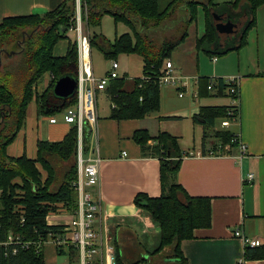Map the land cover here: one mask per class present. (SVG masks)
I'll list each match as a JSON object with an SVG mask.
<instances>
[{"label":"trees","instance_id":"obj_1","mask_svg":"<svg viewBox=\"0 0 264 264\" xmlns=\"http://www.w3.org/2000/svg\"><path fill=\"white\" fill-rule=\"evenodd\" d=\"M177 1L182 3V0H81L82 17L88 31L90 27L99 26L105 14L111 15L115 23L124 22L131 29L130 34H122L113 42L93 32L89 35L90 47L97 48L106 58H114L118 53H135L143 62L141 76L114 78L104 89L110 100L109 117L143 118L158 110V77L165 60L186 38L187 29L172 38H163L159 43L151 32L169 28L162 22L170 17L173 7H179L178 3L174 5ZM262 3L264 0H185L183 10L186 16L179 17V20L190 25L196 18L198 5H202L206 16L205 33L197 40V47L206 53L223 54L245 43V33L255 21L254 11ZM74 7V0H65L42 14L9 16L0 22V53L4 51L5 44L15 40V33L27 27L32 28L26 40L22 41L21 49L13 52L19 56L18 61L0 63V222L5 230L11 229L25 238L36 239L60 228L46 223L49 212L72 211L76 208L77 193L73 182L77 177V167L72 165L64 174L61 167L62 162L76 155V126L70 127L61 140H38L34 158L7 153L8 145L24 125L26 110L32 99H35L38 114L47 116L75 102V93L61 98L53 92L54 83L59 77L77 76L76 42L66 35L73 24ZM213 11L226 17L228 14L232 21L246 16L243 30L229 40L226 47L217 45V36L222 37V34L215 29ZM62 39H68L64 54H54L55 45ZM46 72L49 73L48 82L39 92L37 83ZM214 78L197 77L199 97L211 94L227 95L232 99L239 97L238 90L231 93V86L235 84L224 82L222 77H217L216 82H212L214 88L208 89L210 80ZM233 116H239L238 104L199 106L192 119L203 126L201 154L230 153L229 149L238 146L236 132L216 126L218 120L232 119ZM133 139L140 145L142 155L159 158L162 194L158 197H150L145 193L135 196L136 206L147 212L158 228L157 243L152 250H144L141 259L127 263H139L145 255L157 254L169 245L172 256L169 254L167 259L175 260L176 264H186L180 242L191 238L193 229L209 226L210 200L207 197H191L174 181L181 159L187 154L180 149L175 136L165 131L150 135L147 130L138 129ZM149 140L153 143L149 144ZM42 172H45V176H42ZM56 183L57 186L52 189ZM21 217L24 218L22 223ZM135 242L134 247L141 246ZM114 247L116 262L126 264L122 255L124 251L127 254L130 250L128 245ZM244 256L261 258L264 248L246 246ZM0 264H44L43 253L42 250L37 251L35 245L8 256L0 249Z\"/></svg>","mask_w":264,"mask_h":264},{"label":"crops","instance_id":"obj_2","mask_svg":"<svg viewBox=\"0 0 264 264\" xmlns=\"http://www.w3.org/2000/svg\"><path fill=\"white\" fill-rule=\"evenodd\" d=\"M63 1L65 0H0V22L9 16L42 14L56 8ZM217 1L230 2L231 0ZM262 6L264 7V3L255 11ZM200 11L203 16V32L198 34L196 18L193 21L195 24L192 22L189 25L191 32L193 31L190 44L195 50H200L197 47V40L205 33L206 16L202 5H198L197 14ZM255 11L254 19H256ZM177 13H181V10ZM245 20L239 18L234 21L238 24V29ZM261 25L264 26V21ZM261 25L259 26L255 20L245 33V43L236 49L223 54L206 53L202 50L204 54L211 57L214 67L210 72L211 76H197L215 78L234 76L236 78L239 97L236 100L231 99L229 104H238L239 116L237 122L233 119L229 125L230 123L236 125V131H231L236 132L239 141L246 145L244 156L239 158L238 146L229 149L230 153L195 154L201 151L203 126L194 122L192 116L198 112L200 105L191 112L172 108L171 112L162 116L158 115L161 104L160 95L158 110L143 118H111L110 111L104 115L97 114L95 128L85 137L82 155L88 157L96 153L101 157L99 183L91 190L99 205L96 224L102 236L108 235L114 246L121 247L136 241L144 250H152L157 243V226L147 212L136 206L134 198L139 193H145L150 197H158L162 194L160 161L156 156L142 155L140 145L133 139V134L138 129H145L150 135L165 131L177 138L181 150L193 153L182 157L174 181L181 185L191 197H207L210 200L209 226L193 229L192 237L180 242L179 247L186 259V264H240L239 261H242L241 264H264V256L246 258L244 251L247 245L240 236L234 235V231L238 229L242 236L258 239L260 241L258 246L264 248V32L262 34L259 32ZM254 26L259 27L256 29L255 38L249 40V32L255 28ZM66 35L69 37L68 33ZM233 35L229 36L231 38L237 36V34ZM189 36L187 30L186 38ZM225 37L222 34V39ZM68 39L57 42L60 46L58 55L64 54ZM229 39H227L228 42ZM234 51L237 55L231 57L230 54ZM170 56L169 59H171ZM194 92H197V84ZM103 93H105L104 90L98 92L97 97ZM185 94L180 98H183ZM198 98L203 97L198 96ZM229 104L212 102L205 105ZM62 110L63 108L49 115V118L60 114ZM36 112L38 114V110ZM57 122L56 118V121L51 124ZM69 125L65 129L59 127L55 137L50 141L61 140L70 127L74 126ZM227 126L219 128L230 130L223 128ZM11 143L7 147L9 155L25 154L27 157L34 158L28 156L24 149L22 153L10 154L8 148ZM148 143L152 144L153 141L149 140ZM249 173L253 174V179L246 181ZM69 213L70 211L60 214L50 213L46 221L51 225L64 224L70 218ZM149 232L153 236V243H148ZM42 253L44 264H60L61 256L66 259L65 252L60 253L51 242L43 245ZM148 258H152L150 264H176L175 260L160 256V252L154 255L147 254L144 260L136 264H145ZM123 259V262L128 264L127 262L132 260L141 259V256L123 257Z\"/></svg>","mask_w":264,"mask_h":264},{"label":"built area","instance_id":"obj_3","mask_svg":"<svg viewBox=\"0 0 264 264\" xmlns=\"http://www.w3.org/2000/svg\"><path fill=\"white\" fill-rule=\"evenodd\" d=\"M74 2L73 24L70 30L76 34L77 84L74 91L75 102L63 108L61 117L65 123L76 126L77 177L73 182L77 193L76 208L70 211V218L66 223L56 224L60 226L58 230L55 232L49 231L46 235H40L36 239L25 238L22 234L15 233L11 229L5 230L0 222V249L5 256H8L17 254L20 250L29 247V245H35L37 251H40L43 245L51 242L58 251L65 252L66 259L60 264H118L116 262L114 245L111 243L108 235L102 236L96 224L99 205L93 197L91 189L99 183L101 157L96 153H92L88 157H83L82 155L85 137L96 126L97 94L103 91L112 79L120 77L117 72L118 63L112 60L109 69L102 77H95L93 75L90 59V40L82 17L81 0H74ZM216 80V78L210 80L208 89L214 88L212 82L214 81L215 83ZM223 81L231 85L235 84L231 86V93H236L238 87L234 76L225 77ZM158 82L159 84L162 82L177 83L179 97H182L186 93L188 85L186 77L174 72L170 59L165 60L162 73L158 77ZM195 82H197V78H195ZM193 97L195 99L198 98L197 92L193 93ZM228 113L231 114V111H228ZM55 121V116L49 118L50 123H54ZM220 124L221 126H227L229 125V121L225 119ZM238 147L240 158L246 153V145L239 141ZM191 154L193 153L187 152L186 155ZM196 154L199 155L201 152H197ZM209 154H212V152ZM252 179L253 174H247L246 181ZM50 213L60 214L66 213V211L49 212L46 215V219ZM23 221L24 218L21 217L20 222L22 223ZM46 223L48 224L47 221ZM234 235L240 236L249 247L260 245L258 239H248L242 236L238 229L234 231ZM239 262L240 264L242 263V261Z\"/></svg>","mask_w":264,"mask_h":264},{"label":"rangeland","instance_id":"obj_4","mask_svg":"<svg viewBox=\"0 0 264 264\" xmlns=\"http://www.w3.org/2000/svg\"><path fill=\"white\" fill-rule=\"evenodd\" d=\"M183 1L175 2L174 5L177 3L180 4L179 7H173L172 13L170 17H167L162 24L165 26H169V28H164L162 30H156L152 31L151 34L152 37L155 39L156 42H161L163 38L173 37L177 34H180L181 31L184 29H187L190 36L184 40V43L180 44L171 54L170 60L173 63L174 72L178 75H182L186 77V81L188 83L186 88V94L183 98H180L178 96V89H177V83H166L162 82L160 83V95H161V104L158 111V115L166 116L168 112H171L172 108L184 110V111H195L197 109V106L199 105H205V104H211L214 102V104H229L230 101H232L231 97L227 95H211L209 97H203V98H197L195 99L193 97V92L196 90V82L195 78H197L198 75H210V72L213 69V63L211 61V57H208L202 49L195 50L191 46V35L193 34V31L191 32V27L189 24L183 21L179 20V16H186V11L183 10ZM222 7V6H221ZM220 7L215 8V11H217ZM246 8L245 6L243 7ZM178 10H181V13H177ZM213 11V12H215ZM174 18V19H172ZM241 18L246 19V16L243 15ZM255 20L258 22V25L260 26L264 21V7H260L255 11ZM178 21V22H176ZM197 22V32L198 34H201L203 32L204 23H203V16L201 11L197 14L196 20ZM193 22V24H195ZM173 23V24H171ZM256 23V22H255ZM192 25V24H191ZM256 25V24H255ZM258 26V27H259ZM189 27V28H188ZM194 27V25H192ZM248 35V39L255 38L256 35V29L258 27L254 26ZM21 33V31H23ZM18 31L13 35V41L7 43L4 45V48L1 53L2 57L0 60L1 65L16 62L19 59V56L14 54V51H17L21 49L23 42L26 40L27 34L31 33L32 28L27 27L25 29ZM87 30V29H86ZM88 31V30H87ZM95 33L102 34L106 39L113 42L116 37L131 33V29L124 23V22H114V19L111 15L105 14L102 16L100 25L95 27H90L88 34L91 35ZM195 32V31H194ZM261 34L264 32V26L261 25L260 31ZM69 39L74 42L76 40V34L74 31L69 30L68 32ZM171 37V38H172ZM65 41H63L64 43ZM60 46L57 44L54 48V53L59 54L60 53ZM197 55V56H196ZM231 57H236V52H232ZM198 57H199V63H198ZM219 58V56H218ZM90 59L93 67V75L95 77H102L105 75L106 70L109 68L110 63L112 60H115L119 67L117 68V72L119 76L128 77V78H134L139 77L142 74L143 71V62L142 58L135 53H118L114 58H106L97 48L91 47L90 51ZM197 59V60H196ZM216 65V63L214 64ZM2 68V67H1ZM211 76V75H210ZM194 77V78H192ZM49 79V73H44L38 83H37V90L41 92L45 85L47 84ZM47 80V81H46ZM46 81V82H45ZM37 106L35 99H32L27 107L26 111V118L23 127L20 129L18 134L16 135V138L11 143V146L8 148V151L10 154H19L23 152V149L25 150V153L28 156L35 157L36 156V142L38 139H48L51 140L53 137H55L59 127H63V129L68 128L70 126L69 124H65L61 119V113L56 114L55 117L58 119V122L56 124L49 123L48 119L49 116L44 115H38L37 114ZM96 111L98 115H104L107 114L110 111V100L107 97L106 93L100 94L99 97H97L96 100ZM235 122H237L238 118L237 116H233ZM227 119V118H225ZM223 119V120H225ZM227 119L229 122L232 120ZM222 121V120H221ZM220 120L217 121L216 126L222 127ZM228 128L230 130L236 131V125L234 123H230L229 126L223 127ZM210 144H207V147H209ZM227 149V147H225ZM20 150V151H19ZM200 152V151H199ZM197 153V152H196ZM195 153V154H196ZM77 155L74 157L69 158L67 161L61 163L62 171L64 174V171L67 170L72 165H75L77 167ZM42 176H45V172H42ZM63 176V175H62ZM58 183L53 185L52 189H55ZM171 201V200H169ZM148 236V243H153L154 240L152 239V234H147ZM122 245V243H121ZM141 245V244H140ZM135 244L131 241L129 243L128 247L130 250L127 251V254L124 252L123 257L131 258V257H137L142 256V253L144 249L141 246L134 247ZM169 246V245H168ZM168 246H165L160 252V256L162 257H169L171 255V250H169ZM133 250V251H131ZM60 262L65 261L64 256L59 257ZM152 258H148L145 260V264H150Z\"/></svg>","mask_w":264,"mask_h":264},{"label":"water","instance_id":"obj_5","mask_svg":"<svg viewBox=\"0 0 264 264\" xmlns=\"http://www.w3.org/2000/svg\"><path fill=\"white\" fill-rule=\"evenodd\" d=\"M213 18L215 21V29L217 33L225 35V39H222L221 36H217V45L226 47L228 44V38L231 40L232 38L229 36L230 34L240 33L243 28L245 22H243L242 26L238 29V24L234 21H232L231 17L227 15V18L225 19L223 15L219 14L218 12H212ZM239 17V15H237ZM239 30V31H238ZM232 36V37H233ZM221 37V38H220ZM77 79L76 77H70V76H61L59 77L53 86V92L56 96L61 98H67L70 95H72L76 89Z\"/></svg>","mask_w":264,"mask_h":264},{"label":"flooded vegetation","instance_id":"obj_6","mask_svg":"<svg viewBox=\"0 0 264 264\" xmlns=\"http://www.w3.org/2000/svg\"><path fill=\"white\" fill-rule=\"evenodd\" d=\"M226 19V18H225ZM236 35V34H235ZM237 35H239V33H237Z\"/></svg>","mask_w":264,"mask_h":264}]
</instances>
